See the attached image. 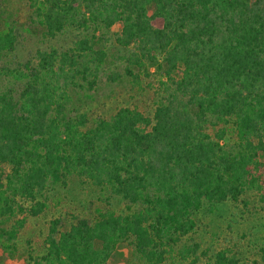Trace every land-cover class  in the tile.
I'll return each instance as SVG.
<instances>
[{
  "label": "trees",
  "instance_id": "16d2710c",
  "mask_svg": "<svg viewBox=\"0 0 264 264\" xmlns=\"http://www.w3.org/2000/svg\"><path fill=\"white\" fill-rule=\"evenodd\" d=\"M28 2L46 36L80 37L14 67L20 29L2 22L0 264H107L120 243L137 264H200L183 244L198 214L246 192L264 205V0ZM118 24L125 75L156 77L151 115H93L73 98L79 81L95 85V47ZM73 184L99 201L77 207ZM209 264L236 260L223 250Z\"/></svg>",
  "mask_w": 264,
  "mask_h": 264
},
{
  "label": "rangeland",
  "instance_id": "374dc122",
  "mask_svg": "<svg viewBox=\"0 0 264 264\" xmlns=\"http://www.w3.org/2000/svg\"><path fill=\"white\" fill-rule=\"evenodd\" d=\"M28 5V0L0 2V11H4L2 14L4 18L0 19V29L4 21L7 25L20 29L14 53L11 58L9 57L14 67H21L26 62H34L38 51L49 52L55 49L58 53H63L74 47L75 41L80 37L71 29L54 38L46 36L39 26L36 14ZM119 31L118 24L112 32L101 36L102 40L97 42L95 49L105 54L103 70L93 88L79 81L81 89H77L73 98L80 100L78 102L89 108L93 115H104L121 107H138L151 115L154 104L160 96L156 77L152 69L148 70L147 75L140 72L136 80L125 75V63L119 59L123 52L114 42V32ZM112 74L118 75L116 80H113ZM72 192L71 198L74 201L71 203L78 201L77 207L86 206L89 201L92 203L99 201L97 197L88 201L89 191L80 193L75 184L72 185ZM56 200L59 202L61 199H54L53 202L56 203ZM66 203L64 202L63 205ZM59 212L62 210H54L32 220L33 230L37 232L45 229L48 220ZM76 212L83 213L80 208ZM29 233H26L24 239ZM183 244L199 246L197 256L200 264H209L214 255L223 250L236 260V264H249L252 259L258 258L259 248L264 246V205L258 202L253 192L244 193L237 202L228 200L217 204L212 210L198 214L196 229L184 238ZM107 264H137L133 248L127 243L118 244Z\"/></svg>",
  "mask_w": 264,
  "mask_h": 264
}]
</instances>
